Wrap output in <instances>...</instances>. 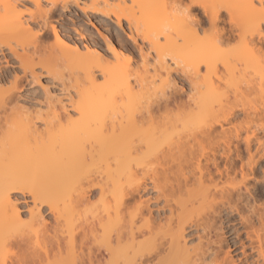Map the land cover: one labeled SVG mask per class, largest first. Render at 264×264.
Wrapping results in <instances>:
<instances>
[{
  "label": "bare ground",
  "instance_id": "bare-ground-1",
  "mask_svg": "<svg viewBox=\"0 0 264 264\" xmlns=\"http://www.w3.org/2000/svg\"><path fill=\"white\" fill-rule=\"evenodd\" d=\"M152 1L0 0V264H264V112L212 98L264 65V0Z\"/></svg>",
  "mask_w": 264,
  "mask_h": 264
},
{
  "label": "rangeland",
  "instance_id": "rangeland-1",
  "mask_svg": "<svg viewBox=\"0 0 264 264\" xmlns=\"http://www.w3.org/2000/svg\"><path fill=\"white\" fill-rule=\"evenodd\" d=\"M183 3L186 4L187 0H183ZM217 3H218L217 0H210L209 4L210 5H216ZM69 6H70L69 7L70 10H69V12H67L65 14L66 17L63 18V21L65 23L63 21H59V23L55 24L57 26V30L60 32V34L62 36H67V37L71 38L77 44H82V43H86V42L89 43V42L96 41V42H98L99 44H102V45H103V42L99 38L98 32H103V30L108 29L111 32L112 36H114V37L117 36L116 32H115L116 27L114 26V24L106 21L104 18H100L99 17L97 20H92V24H94V26L97 28L95 30L94 28H92V27H90L88 25V23H87L85 18L78 19L77 17L80 16V13L76 9H74L73 6H71V5H69ZM162 12H163L162 5H161V2L159 0H153L152 3L149 5V7H147V9H145L146 18L159 16V15L162 14ZM146 18H145V16L141 17L142 21L139 20L140 22H138V24L140 23V25H141L139 27L142 28V27L145 26V24L147 23L146 22L147 21ZM71 22H73L75 24V27H74L75 29L71 28ZM143 24H144V26H142ZM96 31H98V32H96ZM43 41H44L45 48H48L49 51L52 50V51L56 52L55 51L56 48L55 49L53 48L54 50L52 49V46L54 47V40L52 39V37L47 36V37L43 38ZM50 47H51V49H50ZM234 48H236V41L235 40L231 41L223 49L229 50V49H234ZM47 51L45 50L46 53L49 52V51L48 52ZM240 62H239V64H237V62H236L237 65L235 64L236 65L235 69L242 70L245 67V66L243 67V65H244L243 63L244 62L243 63L241 62L243 64L242 66H240V64H241ZM58 64L60 65V61H59ZM62 65H64V63ZM232 65H234V64H232ZM262 65L259 63L258 66L257 65L253 66L255 68L254 70L252 68H248L246 71L243 72V70L245 69L244 68L241 72L240 71H239V73L237 72L236 73L237 76L235 74V78L236 79L232 83L231 89H230V87L228 89L225 86H221L220 90L215 92V93H217V96L216 95L212 96L213 100L219 101V102H221V104H224L225 103L224 100L226 98V95L227 94L232 95L231 93H233L235 95V97L237 98V100L235 101V104L244 105L246 110L249 113H251L252 116L259 115L262 111L264 112V65L263 66ZM132 68H134V67H132ZM62 69H65V67L63 66ZM62 71L64 72V74L66 76H69V75L71 76V74H70L71 72L68 69L62 70ZM74 74H75V72L73 71L72 75L74 76ZM75 76L78 77L80 80H82V78H81L82 76H81L80 73L76 72ZM44 82H45L44 79L41 80V84H44ZM248 83H251L253 85L252 86L253 89H252V87L250 88L249 85H246ZM156 85L157 84H155V86ZM158 85L160 86V84H158ZM155 86H153V87H155ZM244 86H245V88L249 87L248 90H245ZM160 88L161 87H158L159 90H160ZM249 89H252V90L250 91ZM154 93H155V91H154ZM243 93H244V95L246 94L245 97H242ZM227 96H229V95H227ZM108 115L110 116L109 113H108ZM104 116H106V115H104ZM107 118H109V117L107 116ZM241 122H242V119L239 117L238 121L236 123L238 124V123H241ZM90 169H92V168L90 167ZM80 172H82V171H80ZM88 172L89 171H85L84 172V170H83V173H78L76 176H74V181L72 182L71 190H72V188L76 189L80 185L84 186V188H86V178H87L86 176H88L89 173H90V172L89 173ZM85 208H87V207H85ZM82 210H84V208ZM88 210H89V207H88ZM88 210L87 209L85 210V213H83V216L87 215V217H89ZM81 216H82V214L80 215V217ZM75 218H76V216H75ZM77 219L79 220V218H77ZM80 220H82V219H80Z\"/></svg>",
  "mask_w": 264,
  "mask_h": 264
},
{
  "label": "snow or ice",
  "instance_id": "snow-or-ice-1",
  "mask_svg": "<svg viewBox=\"0 0 264 264\" xmlns=\"http://www.w3.org/2000/svg\"><path fill=\"white\" fill-rule=\"evenodd\" d=\"M261 7H264V4H262Z\"/></svg>",
  "mask_w": 264,
  "mask_h": 264
}]
</instances>
